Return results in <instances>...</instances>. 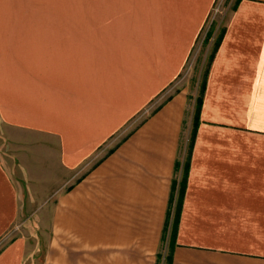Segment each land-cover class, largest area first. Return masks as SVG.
<instances>
[{
    "label": "crops",
    "instance_id": "1",
    "mask_svg": "<svg viewBox=\"0 0 264 264\" xmlns=\"http://www.w3.org/2000/svg\"><path fill=\"white\" fill-rule=\"evenodd\" d=\"M214 2L160 0L135 22L137 39L63 31L35 73L0 81V242L52 181L44 264H264V0L230 12L196 135L182 142L188 92L176 82ZM29 251L18 235L0 264H25Z\"/></svg>",
    "mask_w": 264,
    "mask_h": 264
},
{
    "label": "rangeland",
    "instance_id": "2",
    "mask_svg": "<svg viewBox=\"0 0 264 264\" xmlns=\"http://www.w3.org/2000/svg\"><path fill=\"white\" fill-rule=\"evenodd\" d=\"M236 1L215 0L212 4L202 33L192 49L187 65L176 82L175 90L178 87H186L188 92L182 142L184 143L185 139L189 138V146L192 142L197 98L200 96L204 98L205 95L203 81L207 80V72H209L213 61L211 57L214 53L215 42L230 12L235 9ZM159 9H161L160 0H0V81L5 80L4 84L7 85L9 79L23 80L25 74L35 73L34 71L41 61L40 57L45 54L46 49L49 47L55 49L60 46H56L57 36H65L62 34L63 31H73V28L87 26L118 27V31L130 32L136 38L138 31L142 32V30L138 28L139 30L135 31V22L138 20L137 24L139 25L143 24L148 17H156ZM49 58L52 59V56L43 59V63L52 64ZM7 89L0 87L1 101L7 99L5 93ZM169 95H165L160 102L162 103ZM152 106L148 110H151ZM151 112L152 110L139 115L134 123ZM190 122H192V127L189 134L188 124ZM133 130L134 127L127 126L115 137L120 140ZM0 131H3L1 122ZM3 136L0 133V137ZM117 141L113 140L107 151L113 149ZM54 172L49 167V181L50 176L55 174ZM32 189L37 190L38 187ZM55 189L56 187L51 181L47 193H32L31 209L24 210L22 219L0 242V248H2L14 237L25 234L30 250L26 255L25 264H44L46 238L50 234V229L48 228L47 232L44 228V232L41 233V214L44 216L45 223L49 224L52 218ZM170 243V241L164 240L161 255L167 253Z\"/></svg>",
    "mask_w": 264,
    "mask_h": 264
},
{
    "label": "trees",
    "instance_id": "3",
    "mask_svg": "<svg viewBox=\"0 0 264 264\" xmlns=\"http://www.w3.org/2000/svg\"><path fill=\"white\" fill-rule=\"evenodd\" d=\"M236 2L237 3L235 5V9H236V7H237V5L239 3V0H237ZM219 42H220V39L219 38L216 39L214 53L212 54V57H211L212 60H213L214 54H215V52H216V50L218 48ZM207 74H208V72H207ZM206 81H207L206 79L203 81V89H205V90H206ZM203 99H204L203 96H200V97L197 98V106H196V112H195V117H194L193 135H192V139H191L192 142H193V139H194V137L196 135L197 127H198V124H199V120H200L199 117H200V112H201V108H202V104H203ZM192 142H191V144H192ZM175 229H176V225L174 224V226L172 228L171 237L174 235V230Z\"/></svg>",
    "mask_w": 264,
    "mask_h": 264
}]
</instances>
